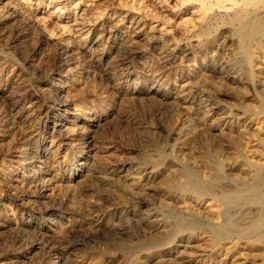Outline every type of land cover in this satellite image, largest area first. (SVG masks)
Returning a JSON list of instances; mask_svg holds the SVG:
<instances>
[{
  "label": "bare ground",
  "instance_id": "1",
  "mask_svg": "<svg viewBox=\"0 0 264 264\" xmlns=\"http://www.w3.org/2000/svg\"><path fill=\"white\" fill-rule=\"evenodd\" d=\"M61 1L68 3L70 0ZM82 1H77L75 6L80 8ZM187 3H195L197 6V10L192 13L197 14L198 18H194H197L201 25H199L200 36L206 34L205 32H207L210 25L214 23L213 20L225 16L229 18V26L225 32L227 33L225 42L219 46L223 47L225 44H228L232 47L231 49L234 48L232 57L230 56V58L225 52L229 57L226 63L208 65L204 60L200 62L202 63L201 67L204 69L214 70L217 68L222 76L229 77V80L235 85V90L232 92L237 102L236 106L233 105L235 107L231 109H224L214 101L211 103L209 98H199L203 127L201 126L199 130L187 128L182 132L183 140L176 143L178 145L176 157L164 160V155L161 154L163 151L160 153L153 152L151 155L149 154L148 160L145 159L147 160V164L143 170L127 162L128 164L121 167L115 176L119 180L116 182L125 185L124 192L121 189L119 193L122 191V194H108L105 198L106 200H110V202L108 201L110 203L109 207L92 204L95 205L94 210H91L92 212L88 220H83L85 221L84 224L79 223L80 221L75 213H73V210L64 208L55 197L57 194L59 196V193L54 192V188L56 189L59 184L61 185V182L65 185V187L63 186V192H66L72 199H76L78 193L76 191L77 188L74 189L73 187L75 186L69 182L71 176H65L63 160H61L60 165L53 162L55 161L54 157L56 159L57 155L58 159L63 156L62 151L64 149L61 151L57 150L58 154H55L56 156H53V159L50 160L46 146H44L45 149L35 147V150L31 152L29 146L25 142L22 143V146L17 149L16 154H12L18 157V159L12 158L16 162L9 167H12V171H9V168L4 172L0 171V188H6L9 191L7 199L14 206L13 209L7 211V209L5 210L0 205V216L3 219L1 225L4 227H14V229H18L19 231L21 229L24 232H28V230H34V232L41 231L43 237L40 236L36 239L27 240L25 236H22L20 237L21 240L18 238L13 245L9 246V243L6 251L2 248L5 252L0 253V264H83L86 256L88 258V255H97L96 245L100 247L103 245L104 249L106 247L110 251L108 252V257L111 258L117 251L124 253L125 251L133 250L141 240L146 239L152 244L153 242L155 244L163 242L167 245V247H161L158 251V249H155L157 248L156 245L149 243L150 250L145 254L144 258L148 262H156V264H166L163 261H171L172 259L175 262L177 261V264H264V0H186L184 4ZM80 10L85 11L82 7ZM9 16L15 17L16 13L11 12L8 15L0 16L1 27L3 23L7 24L6 21ZM113 22L116 27L114 26V29H110L112 46L125 47V45H129L139 30L132 32L127 40L124 38L125 35L120 28L122 26L120 25L121 19L116 18ZM184 23H188V21ZM79 24L81 25L80 30L87 27L90 28L91 26L82 21ZM134 26L135 29H140V21L135 20ZM42 35L44 39L49 38V34L45 30H43ZM65 44L61 43L57 46L59 49L67 47L70 52L67 61L62 67L63 74L67 79L73 74V70L68 67L73 49ZM199 49L200 46L197 44L189 50L188 54L191 55V53ZM219 50L222 51L223 48ZM216 55L217 53L214 51L210 59L215 60ZM106 56L107 53L105 51H99V54H95L93 61L96 64H101L105 61ZM62 68H58V70ZM188 73L193 79L197 80L194 71L188 70ZM129 77L132 84V92L143 91L149 95L156 94L163 96L165 99L173 97L174 99L178 98L183 103H194V100L190 98V95L187 94L188 91L186 92L185 87L181 83L180 85L176 83L172 85H169L170 83L166 84L160 80L157 73H153L148 77H141L135 73H130ZM70 85L72 86V84ZM220 85L222 84L220 83ZM62 91H68L66 83L61 84L56 88V92L52 93L50 97L52 103L50 105L40 106L39 108L40 113L47 114L51 119L52 128L62 131L58 133L59 140L61 141H64L66 138L68 140L70 136L65 131L66 127L69 128L68 123L73 121L79 122V125L77 124L79 127H88L87 129L91 130V128L100 125L107 117L106 114L112 111L110 110L109 100L104 95L105 92L103 94L96 93L99 106L98 108L95 106L96 109L93 108V111L87 114L83 106L77 104L75 100L72 101L70 98H67L66 94H64L65 98H62L59 94ZM160 124L165 127L164 129L167 128V123L161 122ZM3 132L2 128L1 133ZM209 132L215 133L214 136L216 135L221 139L217 143H214L215 140L212 143L205 140L206 146L203 144V149L198 146L201 150H193L190 146L191 144H189L190 138H194V136L207 138L206 136ZM147 135L151 134L146 133ZM0 136L2 135L0 134ZM47 138L45 137L44 141ZM92 139L89 136L87 141L85 140L87 145L82 144L79 147L77 152L81 154L80 157L82 159H85L93 149L95 141L93 142ZM150 141L155 140L152 139ZM11 156L9 160H11ZM83 164L86 163L83 161L79 165L84 166ZM58 169L63 171L60 172ZM107 176L109 177L110 175ZM108 179H104L106 181L103 182L106 186L113 183ZM158 184L164 186V191H161L160 194L159 192H155L154 189L156 185L157 187L159 186ZM80 186L82 187L81 184ZM119 186L123 188L122 185ZM20 187L23 188L22 191L18 189ZM16 190H20L22 194L20 195V193L16 192L18 194L16 195ZM104 193L107 192L103 191ZM152 193H157L161 198L160 202L162 206L159 208H153L150 202L152 200H149V194L152 196ZM60 198L58 199L60 200ZM40 201L43 204L41 209L37 206L35 207L34 203L33 205L31 204L32 202ZM148 206L149 209H141ZM19 214H21L20 218L18 217ZM52 218L54 220L51 222ZM132 230H135L136 234L134 232L131 234ZM129 240L130 242H128ZM40 250L45 252L41 260L32 258ZM138 254L140 255V253ZM99 258L93 257L95 264H102L104 262L102 258ZM141 259L138 256L137 261L134 260L135 262L131 264H145V261L142 263Z\"/></svg>",
  "mask_w": 264,
  "mask_h": 264
},
{
  "label": "rangeland",
  "instance_id": "2",
  "mask_svg": "<svg viewBox=\"0 0 264 264\" xmlns=\"http://www.w3.org/2000/svg\"><path fill=\"white\" fill-rule=\"evenodd\" d=\"M70 1L65 3L61 0H0V16L8 15L11 12L16 13L15 17L9 16L6 21L7 24L3 23L2 27L0 26V134L3 136H0V138L2 137L0 141V171L4 172L8 170L7 168H9L11 164L16 163L13 159H18V157L13 155L16 154L17 149L20 148L24 142L29 146L31 152L35 150V147L45 149L44 146H46L50 160L53 159V156H56L55 154H58V151L66 149L67 151H62L63 156L58 159L57 155L56 159L54 157L55 161L53 162L60 165V162H62L61 160H63L64 173H66L65 176H71L69 182L75 186L73 187L74 189H78H76L78 193L76 199H72L66 192H63L65 185L61 182L62 186L60 184L59 186L55 185L57 187L56 189L54 188V192L59 193V196L55 194V197L64 208H69L71 211L73 210V213H75L80 221L79 223L84 224L85 221L89 219V215L94 210L96 204L103 207L110 206V200H106L105 198L108 194L116 193L119 195L124 192L125 185L116 182L119 180L115 176L117 171H120L121 167L125 164L131 163L138 169L143 170L145 168L144 166L147 164L146 161L148 160L149 154L151 155L153 152L160 153L163 151L164 153L161 152V154L164 155V158L162 157L164 160L176 157V152L178 151V145L176 143L183 140L182 132L187 128L199 130L201 126L203 127L201 123L202 109L199 108L200 99L209 98L211 103L214 101L224 109H231L236 106L237 102L233 94L235 85L229 80V77L226 78V76H222L217 68V70H206L201 67V60H204L208 65L226 63L229 57H232L234 48L231 49L232 47L228 44H225L226 46L224 45L223 47L219 46L225 42V37L227 35L225 32L229 26V18L225 16L213 20L214 23L210 25L207 32H205L206 34L200 36L199 32L201 25L197 19V14L192 13L197 10V6L195 3L184 4L186 0H83L81 7L85 9L84 12L80 10L81 7L75 6L76 2L80 0ZM141 14L144 15L141 16ZM77 18L79 19L76 20ZM116 18L121 19L120 25L122 26H120V28L125 35V39L128 40L132 32L139 30L137 35L135 34L134 40H131L132 42H130L129 45H125V47L112 46L110 41V32L114 29L115 23L113 21ZM80 19L82 22L88 23L89 26L91 25L90 28L87 27L80 30ZM135 20L140 21V29H135ZM186 21H188V23H184ZM186 26L188 29H186ZM192 28L193 30L196 29L193 31ZM43 30L49 34V38H43ZM153 34L156 37H154ZM221 39L223 40L221 41ZM61 43H66L73 49L71 60H69L70 64L68 65V67L73 70V74L67 79L63 74L62 67L67 61L70 52L67 47L59 49L57 45ZM197 44L200 46V49L197 50L198 52L196 51L189 55V50ZM213 47L214 49H212ZM222 48V51L219 50ZM99 51H105L107 56L104 62L96 64L93 58L95 54H99ZM214 51L217 55L216 59L212 60L210 58H212L211 55ZM58 68L62 69L58 70ZM187 69L195 72L197 80L191 77ZM130 73H135L141 77H148L153 73H157L160 80L166 84L170 83L169 85H172L176 83L180 85L181 83V85L185 87L186 92L188 91L187 94L190 95V98L194 100V103H183L178 98L174 99L173 97L165 99L163 96L156 94L149 95L143 91L132 92V84L129 77ZM188 81L191 82L189 83ZM219 82L222 85H220ZM63 83H66L68 91L59 93L62 98H65L64 94H66L67 98H70L72 101L75 100L77 104L83 106L87 114L93 111V108L96 109V107L98 108L99 106L96 93L103 94L105 92L104 95L109 100L111 106L110 110H112L106 114L107 117L100 125L95 126V128L98 127L97 129L91 128V130H89L87 129L88 127L84 128L83 126V128H81L78 126L79 122L76 123L75 121L70 122L71 124L68 123L67 125H69V128L66 127L65 131L66 134L70 136L68 140L67 138L65 139L66 141L59 140L58 133L62 131H57L58 129L52 128L51 119L48 115L40 113L39 111L40 106H48L52 103L50 98L52 93L56 92V88ZM70 84H72V86ZM232 102L236 103L234 104ZM161 122L167 123V130L160 124ZM194 126L198 127L195 128ZM168 127L170 128L168 129ZM2 128L4 130L3 133H1ZM145 131L147 134L151 135L146 136ZM209 133H207L206 136L209 140L196 136L190 138L191 140L194 139L192 141L189 140V144H191L190 146L193 150L203 149L205 140L211 143L215 140L214 143H217L218 140L221 139L215 135L216 139L214 136L215 133ZM89 136H91V139L93 138L92 141H95V143L93 144V149L88 153L86 158L82 159L80 157L81 154L77 151L82 144H86L85 142ZM45 137H48L46 141H44ZM145 137L151 138L145 140ZM152 139L155 141H150ZM198 146L201 147V149ZM10 156L12 161L9 160ZM57 160L59 161L57 162ZM83 161L86 164L80 166L79 164ZM58 170L60 172L63 171L60 169ZM9 171H12V167L9 168ZM107 175H110L109 177L112 179ZM104 179L111 180L114 184L112 183L106 186V184L103 183L106 181ZM119 185H122L123 188ZM158 185L160 187L156 185L154 189L155 192H159L160 194L161 191H164V186L162 184ZM18 189H21V191L23 190L21 187ZM121 189L123 192L121 191V193H119ZM6 190V188H0V205L5 210L7 209V211H10L14 206L9 203L7 199V193H9V191ZM21 191L16 190L15 194L18 192L21 195ZM103 191L107 193L103 194ZM58 198H60V200ZM149 200L153 201H150L153 208L162 206L160 202L161 198L157 193H152V196L149 194ZM33 203L35 207L37 206L40 209L43 207L41 201L32 202L31 204L33 205ZM149 206L141 209H149ZM152 206H150V208H152ZM18 217L20 218L21 214H19ZM2 220L0 216V253L7 250L6 248H8L9 243L10 246L16 243L15 241L18 240V238L21 240L20 237L22 236H25L27 240L36 239L40 236L43 237L41 231L34 232V230H28V232H24L21 231V229L20 231L14 229V227H4L1 225ZM53 220L54 218L51 219V222ZM134 231L135 230H132L131 234ZM14 238L16 239L14 240ZM128 242H130V240ZM149 243L152 244L150 241L148 242L147 239L141 240L138 243V245H140H136L137 247L135 246L136 248L133 250L125 251L124 253L117 251L111 258L108 257V252L110 251H108L106 247L104 249L103 245H101V247L96 245V253L100 256L96 254V256L88 255V258L87 256L86 259L84 258L85 261L83 264H95L93 257L102 258L104 261L102 264H128L129 262V264H131L137 261L138 256L142 258V263L145 261V264H156V262H148L146 258H144L146 256L145 254L150 250ZM152 245H156L157 248L155 249H158V251L161 247H167L163 242L157 244L153 242ZM140 248L141 250L138 251ZM138 253H140V255ZM44 255L45 252L40 250L32 258L41 260ZM133 255L136 256L134 257ZM169 261L170 260H166V262H163L166 264H177V261L175 262L174 259Z\"/></svg>",
  "mask_w": 264,
  "mask_h": 264
}]
</instances>
